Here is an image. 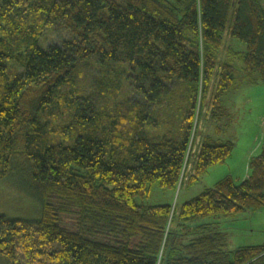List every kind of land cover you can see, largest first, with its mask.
<instances>
[{"label": "trees", "instance_id": "trees-1", "mask_svg": "<svg viewBox=\"0 0 264 264\" xmlns=\"http://www.w3.org/2000/svg\"><path fill=\"white\" fill-rule=\"evenodd\" d=\"M54 25L66 37L41 48ZM239 69L264 83L261 0H0V180L39 208L0 215V264H264V244L228 251L218 222H199L264 208V134L240 183L225 177L173 211L143 202L181 181L198 89L217 119ZM174 95L177 132L157 115ZM205 139L195 180L233 148Z\"/></svg>", "mask_w": 264, "mask_h": 264}, {"label": "rangeland", "instance_id": "rangeland-1", "mask_svg": "<svg viewBox=\"0 0 264 264\" xmlns=\"http://www.w3.org/2000/svg\"><path fill=\"white\" fill-rule=\"evenodd\" d=\"M261 1L264 4V0ZM65 32L67 31L60 25H54L42 34L38 44L45 49L49 44L58 43L63 37H66ZM231 46L240 51L245 49V45L238 40H232ZM11 67L15 72L21 71L17 64L12 63ZM238 67H240L239 63ZM98 70L99 66L92 61L85 65L82 70H79L80 85L88 90L87 80H89V76L95 75ZM242 74L243 71L239 69L235 84L222 95L221 113L217 119H211L213 107L211 106V90L204 97V94L200 93L202 92L201 88L198 89L197 105L192 116L191 136L186 150V152L188 151V158H186L181 181L172 190L162 189L155 184L152 185L149 196L143 199L144 203H168L171 206V211H173L186 200L197 196L206 188L213 187L225 177H231L234 183L238 184L249 175V159L260 153L263 143L264 83L258 73H253V81L246 80V76V78H241ZM124 85L126 83L123 84V92L128 90ZM179 89L177 87L175 90ZM180 100L178 95H174L172 108L164 107L159 112L157 111L158 117L165 123V126L173 128L176 132L186 122L183 119L185 114ZM180 104L182 105L179 106ZM170 120L171 123L168 122ZM54 125L58 124L55 123ZM205 137H210L212 143L224 144L230 141L233 143V148L224 161L208 166L205 172L195 180V177L192 178L195 174L193 167L196 164L200 147L206 140ZM12 180L8 178L0 180V215L22 220L36 218L39 211L37 201L18 186V181ZM62 221L65 227L73 228L72 216L64 215ZM202 221H216L227 232L228 251H233L240 246L264 244V208L255 212L242 211L228 217L208 218L199 222ZM19 256L21 262L26 261V258L21 254Z\"/></svg>", "mask_w": 264, "mask_h": 264}]
</instances>
